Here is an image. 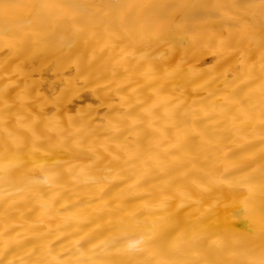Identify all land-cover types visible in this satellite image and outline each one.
Here are the masks:
<instances>
[{"label":"bare ground","instance_id":"1","mask_svg":"<svg viewBox=\"0 0 264 264\" xmlns=\"http://www.w3.org/2000/svg\"><path fill=\"white\" fill-rule=\"evenodd\" d=\"M0 264H264V0H0Z\"/></svg>","mask_w":264,"mask_h":264}]
</instances>
